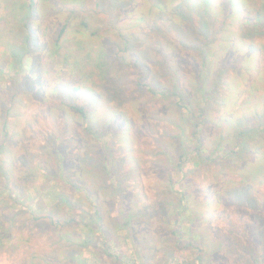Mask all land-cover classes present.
<instances>
[{
    "label": "rangeland",
    "instance_id": "obj_1",
    "mask_svg": "<svg viewBox=\"0 0 264 264\" xmlns=\"http://www.w3.org/2000/svg\"><path fill=\"white\" fill-rule=\"evenodd\" d=\"M185 1L0 0V264H264V0Z\"/></svg>",
    "mask_w": 264,
    "mask_h": 264
},
{
    "label": "trees",
    "instance_id": "obj_2",
    "mask_svg": "<svg viewBox=\"0 0 264 264\" xmlns=\"http://www.w3.org/2000/svg\"><path fill=\"white\" fill-rule=\"evenodd\" d=\"M29 1L31 3L30 7H32V3L34 2V0H29ZM179 1L181 2V0H179ZM185 2H186L187 8L190 9V10L193 9L194 13H190L189 12L188 14H185L184 12L181 11V3L176 5V8L180 9L179 11H181V14H182V17H181L182 23L181 24L183 26V25H187L188 22L190 24L192 23L194 28L197 30L198 35L201 36L204 39L203 43L201 42V45L197 48V51H198L197 56H198V58L201 61V64H202L201 66L202 67H207L208 66L207 56H208V53H210V47L215 46V44H213V43H215L214 40H213V42H211L210 40L207 41V42L205 41V39H206L205 35L208 33V27H209L208 20L206 19L205 14L209 10L212 9V0H187ZM222 7L224 8L223 11L221 10L224 13V15H223L224 19L231 17L233 20H235V19H237V17L235 16V12L241 13V10H243L244 5L242 3V0H224L222 2ZM263 8H264V5L261 8H259L254 13L253 16H250V18L249 17H245L244 19L240 20L241 26L242 25H249V26H251L252 30H254V29L256 30L258 28H260V29L264 28V13L261 11V9H263ZM197 10H201L202 11V15H199L197 13ZM31 17H32V13L30 12V14H29L28 18L26 19V21L28 22L29 18H31ZM218 23H219V25H218L216 34L220 33L221 29H223L225 24H226L225 21L218 22ZM64 31H65V24L61 26V28H60V30L58 32L57 37H56V42L61 38V36L63 35ZM30 40H31L30 31H28V35L26 36V41L30 42ZM27 46L29 47L28 43L26 44V49H28ZM232 48L233 47L231 45V41H229L228 48H226V50H228V53L225 54L223 57L228 58V57L233 56V52L231 50ZM251 50L254 51L253 48H251ZM242 60H243V58H242ZM218 67L219 68H217L216 71L222 72L223 68H221L220 66H218ZM201 86H202V82H201ZM200 87H198V90H203V87H201V89H199ZM69 107L71 109L77 111L79 113V115L82 117V119L87 122L86 111H85L83 106H79V105H76V104H71V105H69ZM262 126L260 125V127L256 126V127H253V128L250 127V128L238 130L236 137L238 136L237 139H239L242 136H246L247 138L249 137V139H250V137L254 138L255 136H260V134L262 132H264V129L262 128ZM196 140L199 143V140H200L199 137H197ZM246 147H247V145L244 144V148H246ZM231 152L234 153L235 151L231 150ZM0 172L3 173L5 178H6V171H3L1 166H0ZM70 201L71 200H68V199L66 200V198H64V197H60L57 200V202L53 205L55 207H53V212L52 213L54 215H57V210L60 209V207L62 205L70 207L72 205ZM38 206L40 207L41 211L45 212L46 207H45L44 204H42L41 201L38 203ZM179 208L180 207H178V209ZM50 211H52V209ZM52 217H48V218L53 220ZM11 218L12 217H9V219H11ZM119 219H121V218H119ZM55 221H56L55 225L57 224V227L60 228L62 226L69 225L70 223L74 222V219L72 217H69L68 220H66V221H60L59 219H55ZM171 233L172 234H178L180 232L179 231L177 232V230L173 229L171 231Z\"/></svg>",
    "mask_w": 264,
    "mask_h": 264
}]
</instances>
